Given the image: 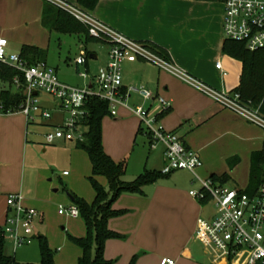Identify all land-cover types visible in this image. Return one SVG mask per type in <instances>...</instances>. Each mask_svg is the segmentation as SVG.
Here are the masks:
<instances>
[{"label": "crops", "instance_id": "obj_1", "mask_svg": "<svg viewBox=\"0 0 264 264\" xmlns=\"http://www.w3.org/2000/svg\"><path fill=\"white\" fill-rule=\"evenodd\" d=\"M223 2L224 0H99L91 11L99 20L131 39L146 43L155 49L154 52L164 51L173 68L179 72L175 74L135 57H127L122 66L123 86L141 85L154 96L169 101L170 109L159 116L160 122L165 129L177 133L186 147L198 153L202 165L196 169L195 174L186 170L192 174L188 183L183 184L177 179L172 182L173 185L184 188L197 182L199 184V179L214 176L217 184L246 189L249 186L252 154L262 149L263 135L257 126L223 108L183 79L182 74H186L216 90L227 92L243 85V62L223 50L226 42L222 31ZM43 5L41 0L36 19L50 33L52 31L42 24ZM35 9L36 7L32 10L28 6L23 12L31 15ZM13 11L16 12V9ZM78 40L80 46H86L87 43L80 38ZM21 42L16 53H20L24 45L39 48L35 42ZM7 51L15 53L8 40ZM89 54H93L91 59H98L95 52ZM216 63H220V69L216 68ZM72 64L77 76L81 78L78 74L81 72L80 67L84 65L75 64L74 59ZM86 68L90 72L89 62L85 65ZM139 101L135 96L130 99L133 104ZM43 106L50 110L51 117L38 121L40 125L54 127L65 118V114L57 110V104L53 107ZM145 106L156 109L157 104L151 100ZM54 111L59 114V119L53 118ZM126 112L132 113L124 107L118 109V114ZM9 115L16 117L15 122L7 126V123L1 121L7 122ZM26 121L22 113H0V227L4 222L7 195L25 196L26 185L39 180L40 170L34 180L33 173L36 169L25 167L30 158L26 150L32 143L26 138L27 123H30ZM138 122L141 125L139 119ZM143 134L148 138L145 131ZM8 143L13 145L14 150L7 149ZM72 143L58 140L54 144H61L69 152L71 166H74V159L78 157V166L85 156L78 151L76 143ZM151 151H158L160 166L147 171H160L164 163L163 146L158 145ZM241 162L249 163L248 185L244 188L235 185V171ZM65 172L63 173L66 174ZM139 174L128 181L124 178L125 175L123 178L129 182ZM177 189L173 186L166 193H155L153 182L143 186L141 193L121 194L125 205L116 210L124 212L110 218L107 226L124 237L106 241L105 258H116V264H129L133 257L134 264H160L162 258H174V264H216L205 256L207 254L202 243L194 238L198 218H212L216 215L214 202L210 198L200 201L191 196L186 200H179L172 192ZM207 201L213 202V208L207 216H203L206 214ZM37 202L36 198L24 197L23 200L25 206Z\"/></svg>", "mask_w": 264, "mask_h": 264}, {"label": "built area", "instance_id": "obj_2", "mask_svg": "<svg viewBox=\"0 0 264 264\" xmlns=\"http://www.w3.org/2000/svg\"><path fill=\"white\" fill-rule=\"evenodd\" d=\"M42 1L64 10L84 25L89 37L107 44V63L99 66L95 74H90L88 68L79 72L78 75L86 84L74 86L59 80L56 69L45 62L30 64L19 53L8 52L7 39L0 37V68L11 67L20 73V76L13 78L12 86L23 96L20 106L7 113H22L31 123L47 120L51 117V112L40 103L39 93L43 92L56 99L57 110L65 114V118L45 134L46 143L54 144L58 140L82 141L86 130L82 120L87 115L84 106L91 98L107 102L110 116H117L118 109L124 107L146 128L150 149L163 146L162 174L182 169L195 174L196 169L202 165L198 153L186 147L181 137L165 129L159 120L161 114L169 111V101L154 96L141 85L123 86L122 66L127 57L141 58L179 74L171 62L159 56L146 43L125 36L74 1ZM223 6L224 38L239 42L252 52L264 51V0H224ZM89 59V53L81 50L74 62L85 66ZM216 68H221L220 63H216ZM182 75L183 79L220 106L264 130L260 104L255 106L251 100H244L236 90H216L189 75ZM0 86H5L1 80ZM134 96L140 101L132 105L130 99ZM151 100L157 104L156 109L145 106ZM3 108L0 101V112ZM262 150L264 151V146ZM199 185V189H191L189 194L198 200L212 199L218 210V214L212 218H198L194 231V238L202 243L211 261L216 264H264V179L251 193L246 189L217 184L211 178L199 179ZM58 213L79 216L75 205L59 207ZM38 217V211L25 206L20 195H7L5 217L1 226L4 238L8 237L14 248L28 243L35 236L34 223ZM174 262L172 258H162L160 264Z\"/></svg>", "mask_w": 264, "mask_h": 264}, {"label": "rangeland", "instance_id": "obj_3", "mask_svg": "<svg viewBox=\"0 0 264 264\" xmlns=\"http://www.w3.org/2000/svg\"><path fill=\"white\" fill-rule=\"evenodd\" d=\"M41 0H0V35L10 42L13 49L17 52L21 41L35 42L40 49L45 52L46 65L55 68L59 80L74 86H84L86 82L77 76L72 60L75 59L81 50L87 52H95L98 59H89L90 74H95L98 67L107 63L108 46L100 41H91L85 47L80 46L79 37L74 34L58 33L54 30L47 33L36 19L39 16ZM28 6L35 12L31 15L23 12ZM16 9V12L13 11ZM36 19V20H35ZM43 62V61H41ZM153 64L150 61H146ZM155 65V64H153ZM85 66L80 67V71L84 72ZM40 103L53 107L58 104L56 99L40 92ZM130 104H133L130 102ZM52 109V108H51ZM2 113V112H0ZM15 115H9L6 121L7 126L15 122ZM59 114L54 111L53 118L59 119ZM27 122V121H26ZM27 123L26 138L32 147H28V160L25 167L36 169L33 173L34 180L37 171L40 170L39 180L34 181L32 185H26L25 196L21 194L23 203L24 197L35 199L37 203H30L28 206L34 207L39 217L34 223V235L28 243L14 248L12 241L5 237L4 249L7 254L14 257L19 262H29L40 264L39 241L36 238L38 234L45 236L48 247L54 253L55 264H77L80 256V248L71 240V237H85L87 228L84 218L79 215L76 218L68 217L58 213L59 207H69L74 205L70 196L80 198L91 203L95 198V191L90 179L91 165L87 153L82 152V163L78 166V157L74 159V166H71L69 152L63 148L61 144H48L45 141V134L51 131L52 127L40 125L39 123ZM252 124V123H250ZM257 126L255 124H252ZM142 128V129H141ZM262 132L263 140L261 147L264 146V130L257 126ZM144 125H140L135 115L130 112L118 114V116H110L106 114L102 119V144L105 152L114 161H125L127 169L125 179L128 181L137 174L146 170H154L160 166V158L158 151H151L148 146V138L143 133ZM85 129H82L84 131ZM75 145L76 141L72 140ZM8 150H14L13 145L8 143ZM23 155V149H21ZM249 163L241 162L237 169L235 178L236 186L244 188L248 185V169ZM66 171L64 174L63 172ZM185 171V172H183ZM191 173L186 170H175L168 175L161 176L155 181V193H166L169 188L176 186L178 189L174 192V196L179 200L190 198V189H199V184H192L190 187L173 185L172 182L177 179L185 184L191 178ZM96 181L109 192V184L106 176L99 175L95 177ZM26 184V181H25ZM36 186V187H35ZM171 191V190H170ZM36 192V193H35ZM124 194L126 192H123ZM121 193V194H123ZM121 194L112 203L113 209H121L125 205ZM130 194V193H127ZM192 197V196H191ZM40 205H39V204ZM213 202L207 201L205 205L207 216L212 211ZM218 210H216V215ZM115 239V238H112ZM105 249V247H104ZM210 261L208 255H205ZM105 257V255H104ZM107 259V258H106ZM174 259V258H172ZM117 263V259H108Z\"/></svg>", "mask_w": 264, "mask_h": 264}, {"label": "trees", "instance_id": "obj_4", "mask_svg": "<svg viewBox=\"0 0 264 264\" xmlns=\"http://www.w3.org/2000/svg\"><path fill=\"white\" fill-rule=\"evenodd\" d=\"M98 1L76 0L80 7L89 12L95 8ZM43 3L42 24L49 31L54 30L58 33L77 35L84 43L96 41L89 37L84 25L70 14L48 2L43 1ZM152 50L155 49L152 48ZM223 50L243 62V85L236 91L241 94L244 100H251L255 106L260 104L259 110L264 116V51L252 52L247 50L243 44L231 40H226ZM19 54L30 64L45 62L44 51L36 46L24 45ZM157 54L170 61L164 51H157ZM15 76H20L17 70L7 66L0 68V80L5 84L4 87L0 86V101L4 106L2 113H7L8 110L17 108L22 103L23 96L20 91L12 86V80ZM21 81L23 82L22 79ZM84 107L87 115L82 122L86 130L82 141H76V146L87 153L91 163L92 175L90 179L95 191V198L91 203H88L80 198L70 196L71 201L79 211V215L84 218L87 228L85 237H71V240L81 250L77 264H113V261L104 257L105 243L109 239L123 238L124 236L110 230L107 222L110 218L118 216L124 211L113 209L112 203L121 193H141L143 186L168 174L145 170L132 181H125L123 177L126 173L127 163L114 161L105 152L102 144V119L106 114H109L107 102L91 98ZM99 175L106 176L109 192L96 181L95 177ZM211 179L214 181V176H211ZM263 179L264 151L261 149V151L252 154L249 186L246 191L251 193L256 190ZM205 200L200 199V201ZM36 238L39 241L40 264H55L54 253L48 247L46 237L38 234ZM4 244L5 238L0 227V264H33L17 261L5 252ZM134 262L135 257L129 264H134Z\"/></svg>", "mask_w": 264, "mask_h": 264}, {"label": "water", "instance_id": "obj_5", "mask_svg": "<svg viewBox=\"0 0 264 264\" xmlns=\"http://www.w3.org/2000/svg\"><path fill=\"white\" fill-rule=\"evenodd\" d=\"M89 57L92 58L93 57V54H89Z\"/></svg>", "mask_w": 264, "mask_h": 264}]
</instances>
